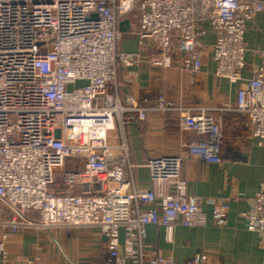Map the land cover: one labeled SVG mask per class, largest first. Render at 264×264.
Listing matches in <instances>:
<instances>
[{"label": "built area", "instance_id": "1", "mask_svg": "<svg viewBox=\"0 0 264 264\" xmlns=\"http://www.w3.org/2000/svg\"><path fill=\"white\" fill-rule=\"evenodd\" d=\"M257 14L264 15V0H0V262L11 259L8 239L22 229H97L106 239L100 264H176L143 242L148 226L171 242L176 226L207 223L201 202L187 195L184 162L223 164L226 111L243 115L264 149V50L241 83L243 36ZM124 20L130 29L120 32ZM126 41L135 49H123ZM206 50L217 79L242 84L234 106L194 109L162 92L154 106L147 98L142 106L121 104V69L163 70L178 62L194 78ZM154 111L176 112L180 134L191 140L182 145L186 155L149 159L150 186L135 189L122 126L127 113L143 121ZM205 202L212 225L225 227L228 202ZM241 217L264 250V183ZM184 264L210 263L196 254Z\"/></svg>", "mask_w": 264, "mask_h": 264}, {"label": "crops", "instance_id": "2", "mask_svg": "<svg viewBox=\"0 0 264 264\" xmlns=\"http://www.w3.org/2000/svg\"><path fill=\"white\" fill-rule=\"evenodd\" d=\"M136 23V21L134 20ZM134 23V24H135ZM246 45L245 67L241 71L242 84L249 78L253 67L261 64L258 53L264 50V15L257 14L246 24L243 36ZM209 33L203 43L209 45ZM133 41L122 48L135 49ZM241 83L231 85L214 76V63L206 50L199 74L190 78L180 72L178 62L168 69H121L117 75V96L125 107L154 106L155 98L162 92L174 105L194 109H217L234 106ZM140 121L136 113L126 114L122 126L129 151L133 187L149 188L145 167L149 159L163 155H186L182 145L191 140L180 134L178 116L174 111L147 112ZM224 141L221 148L222 165L203 164L190 159L184 162L183 175L187 181V195L197 198L200 209L208 219L204 226L184 228L176 226L171 242L165 240L164 231L155 226L146 228L143 242L146 250H155L162 256H171L176 264L203 254L210 264H264V250L257 234L245 228L241 214L248 210L249 200L264 183V149L244 127L245 117L234 111L222 115ZM120 132V127L117 128ZM221 198L228 202V220L225 227H215L210 221L207 199ZM123 233L120 231V242ZM106 239L97 229L73 230L69 235L63 229L54 234L45 231L22 229L11 234L7 247L11 259L6 264H100ZM40 258L41 262H35ZM0 264H2L0 262Z\"/></svg>", "mask_w": 264, "mask_h": 264}, {"label": "water", "instance_id": "3", "mask_svg": "<svg viewBox=\"0 0 264 264\" xmlns=\"http://www.w3.org/2000/svg\"><path fill=\"white\" fill-rule=\"evenodd\" d=\"M118 29L120 32H126L130 29V22L128 20H124L118 25Z\"/></svg>", "mask_w": 264, "mask_h": 264}, {"label": "rangeland", "instance_id": "4", "mask_svg": "<svg viewBox=\"0 0 264 264\" xmlns=\"http://www.w3.org/2000/svg\"><path fill=\"white\" fill-rule=\"evenodd\" d=\"M67 170H68V168H67Z\"/></svg>", "mask_w": 264, "mask_h": 264}]
</instances>
